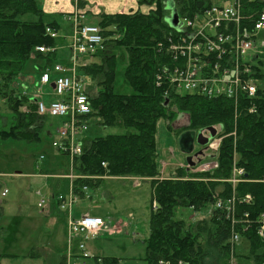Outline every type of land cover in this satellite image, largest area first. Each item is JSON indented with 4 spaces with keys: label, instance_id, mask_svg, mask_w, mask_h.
I'll return each mask as SVG.
<instances>
[{
    "label": "trees",
    "instance_id": "1",
    "mask_svg": "<svg viewBox=\"0 0 264 264\" xmlns=\"http://www.w3.org/2000/svg\"><path fill=\"white\" fill-rule=\"evenodd\" d=\"M167 1L139 0L140 5L148 6L147 11L138 8L100 15L98 24L106 38L104 48L81 68L84 76L92 80L86 86L92 111L85 120L90 124L97 118L101 126L121 131L95 137L75 156L78 178L74 180V190L84 193L83 186L93 188L96 180L105 175L149 179L153 209L146 240L147 264H159L162 259L180 260L183 264H230L231 255L237 264H264V237L259 235L264 215V87L259 86L257 111L242 110L235 118L234 106L228 99L181 94L158 86L157 72L171 64L169 53L160 44L173 32L165 20L170 13ZM174 2L183 18L202 11L211 0ZM45 15L38 0H0L1 139L41 138L45 117L37 114L35 100L24 93L25 80L21 84L20 79L26 78L23 71L31 58L45 57V67L52 64L51 54L55 51L37 53L36 46L56 45L57 38L48 36L45 29L51 25L59 31L61 25L54 18L47 21ZM120 61L125 63L123 75L131 89L128 93L116 91ZM256 74L263 81L260 65ZM181 115H188L181 132L219 128V167L203 174L178 168L175 175L160 178L158 122H172ZM75 141L78 142L76 138ZM234 168L243 169L236 182H232ZM218 201L221 207L216 205ZM208 204L213 209L195 223L187 224L176 217L180 207L200 211ZM234 235L240 238L241 250L236 248L238 243L231 241ZM30 257H36V253ZM103 261L119 262L114 257Z\"/></svg>",
    "mask_w": 264,
    "mask_h": 264
},
{
    "label": "rangeland",
    "instance_id": "2",
    "mask_svg": "<svg viewBox=\"0 0 264 264\" xmlns=\"http://www.w3.org/2000/svg\"><path fill=\"white\" fill-rule=\"evenodd\" d=\"M221 1L211 0L214 4L221 3ZM174 6L178 10L176 4ZM146 9L148 7L142 8V12L147 11ZM45 19L50 21L53 18L51 14H47ZM181 19L184 20V18ZM66 20L73 23V20ZM59 23L61 29L58 38L62 39L66 35L73 34L71 25L67 27L68 24L63 26V21ZM255 36L256 44L264 42V29H260ZM69 41L70 37L67 43ZM69 53L71 54V50L67 46L59 49L57 56H52V66L56 61L68 62ZM254 53L258 55L260 66L264 71V45L259 46ZM124 64L122 61L119 62L116 91L128 93L131 89L123 75ZM38 65H47L46 58L36 57L26 62L23 71L26 78L20 79L21 84L23 80L30 82L32 79H38L40 75ZM55 75L56 72L53 71L52 76L55 77ZM84 79L86 86L89 87L91 78L85 75ZM51 82L46 88L53 91ZM258 85L264 87V79ZM24 93L27 94L26 91ZM180 93L190 92L182 89ZM50 97L57 98L56 95L46 96L45 100H50ZM187 116L182 115L181 118L172 122L165 119H160L158 122L160 171L163 169L162 172L166 177L175 174L176 166L187 161L186 154L179 147L180 132L188 123ZM61 118L63 117L52 115L47 117L40 130L41 138L38 141L0 138V255L8 253L16 255L15 259L3 260V264H64L66 262L64 258L66 259L69 253L68 242L71 244L70 249L74 246L75 238H67L66 235L69 216L75 218L71 212L72 206L63 210V215L57 210L49 215L50 212H43L42 208L38 207V202L42 198L48 202L53 192L59 194L62 189L69 186L68 173L72 170L71 156L53 145L54 141L61 140V134L57 129L63 125V122L61 125ZM88 125L89 129L78 135L83 145L97 136L121 131L120 128L101 126L97 118H93ZM48 127L54 128L52 134L48 132ZM215 138L214 146L219 144L218 151L222 138L218 136ZM37 163L40 167H36ZM215 170L210 172L192 170V173H211ZM237 176L238 174L234 173L233 178L237 179ZM123 178L131 180L121 179V177H115L112 180L113 191L109 201L105 200L104 195L102 197L97 195L93 199L83 198L75 203V209L84 212L82 214L91 213L101 216L108 225L107 229L101 231L98 236L88 235L85 239L91 253V257L86 258L87 264H104L105 257L117 258L118 264H147L146 240L150 235V216L153 209L151 184L147 181L149 179L142 177ZM106 183L108 181H101V186L104 187ZM6 189L7 195L2 196V192ZM94 190L97 189L93 188L91 191ZM38 192H41V196ZM67 198L69 200L68 196ZM44 208H47V204ZM212 209L211 204L206 205L200 211L180 207L176 217L183 219L187 224L195 223L208 215ZM57 216L60 217L56 218ZM236 248L241 250L242 246L238 243ZM32 253H36V257L31 258ZM74 253L75 250L72 251L71 264H80L79 257L77 258Z\"/></svg>",
    "mask_w": 264,
    "mask_h": 264
},
{
    "label": "built area",
    "instance_id": "3",
    "mask_svg": "<svg viewBox=\"0 0 264 264\" xmlns=\"http://www.w3.org/2000/svg\"><path fill=\"white\" fill-rule=\"evenodd\" d=\"M85 14L80 9L67 16V19L73 20L69 64L57 62L47 66L36 83L38 92H41L53 80V91L58 98L47 103L32 96L39 116L64 118L63 125L58 129L61 140L54 141L53 145L70 154L72 168L75 156L83 151L82 145L75 138L88 130L85 117L92 111L81 68L88 65L86 57H92L104 48L106 40L99 25L83 22ZM183 18L177 28L166 36L165 42H160L162 49L165 46L171 57V64L157 72V85L178 92L184 89L211 99H228L234 106L235 118L242 110L256 112L260 78L256 74L254 61L258 55L254 51L264 42L256 44L255 35L264 29V0H222L218 4L211 2L202 11ZM45 33L52 38L59 37V31L51 25L46 26ZM55 49V46L46 44L36 46L37 53L49 54ZM53 71L56 72L55 77L52 76ZM214 141L210 143V149L213 150L211 159L193 167L194 172H210L219 167L216 155L219 144L214 146ZM234 173L241 175L243 169L234 168ZM69 176L72 179L76 177L73 170ZM232 181L236 182L237 179L232 178ZM247 199L251 197L247 196ZM59 200L60 208L66 210L71 208L76 199L71 196L68 200L60 196ZM44 203L42 199L39 206ZM216 205L221 207L222 203L218 201ZM68 220L70 238L79 233L97 236L108 227L102 217L95 215L87 214L80 218L70 215ZM259 235L264 237V215L261 216ZM231 241L238 243L240 238L234 235ZM79 249L80 264H87L86 258H90L91 253L83 242L79 244ZM233 258L231 255L230 264H237ZM159 264L183 262L160 260Z\"/></svg>",
    "mask_w": 264,
    "mask_h": 264
},
{
    "label": "crops",
    "instance_id": "4",
    "mask_svg": "<svg viewBox=\"0 0 264 264\" xmlns=\"http://www.w3.org/2000/svg\"><path fill=\"white\" fill-rule=\"evenodd\" d=\"M38 2H39L40 6L42 7V9L44 10L45 13L51 14L52 15V18L56 19L59 22L63 21V26L65 24H68L67 27H69V25H71V28H72V24L69 23L66 20L67 19L66 18V14L69 15V14L73 13L77 9H79V10L81 9V11H83V12L86 13L85 14V17L83 18V22L85 21L84 23L99 25L98 23H95V22H99L100 15L102 13H104V12L105 13L128 12V11L136 10L138 8H141V10H142V8L148 7L146 5H141L140 6V3H139L138 0H38ZM60 29H61V27H60ZM60 29H59V31H60ZM68 32H69V30H68ZM69 37H70V41L67 43V39H69ZM66 46L70 50V47H71V35H69V36L66 35V37L65 38H62V39L58 38L57 39V44L55 46V48H56L55 49V52L53 54H51V55L57 56V52L59 51V49L64 48ZM51 55H49V56H51ZM256 58L257 57L255 56V58H254L255 64L256 65H260V59L259 58L256 59ZM89 60L92 61L94 59L90 58ZM57 62H60V63H63V64H66L67 65V64H69L70 60L68 62L56 61L55 63H57ZM37 68L39 69L40 75H41V72L46 67H45V65H38ZM40 75H39L38 79H32L31 78L32 79L30 81L31 83L29 81L23 82V86H25V88H24L25 90L24 91H26L29 96H31V97L32 96H36L35 97L36 99L44 100L47 103L50 102V101H52V100H56L58 98V96H57V98L50 97V100H48V101L45 100V97L46 96L49 97V96H54L55 95L54 94V91H50L49 89L47 90L46 87L48 85L47 86H44L42 88L41 92H38L36 83L39 80ZM51 87L54 89L53 84H51ZM46 118H45V120H46ZM61 119H62V121H61V125H62L63 118H61ZM45 120H44V122H45ZM53 129L51 127H48V132L50 134H52ZM79 141L82 143L81 139ZM88 143H90V142H88ZM88 143H86V144H88ZM199 152H201V151H199ZM209 154H210V152L207 151V155L204 154L202 156V158L204 156H209ZM203 160H204V158H203ZM185 163H187V162H185ZM185 163H180L179 166H176L175 173L177 172V169L181 165H183V166L186 165ZM36 167H40V164L38 165V163H37L36 164ZM72 170H73L74 174L76 175V177L73 178V179L69 176L72 173ZM72 170H71L70 173H68V180H70L68 187L62 189L59 194L53 192V194L49 198L48 202H45L43 206H39V203L40 202H38V207H41L43 212H46L47 211V212H50L49 215H52L51 213L52 212H55L57 210L59 213H61V215H63V212L64 211L61 210V208L59 207V204H60L59 196H62L65 199L67 198V196L68 197H71V196L75 197L76 200L72 204V209H71L72 215L75 218H80L81 216L88 214V213L82 214L84 212L78 211L79 209H77V208L75 209V203L77 201H79V200H81L83 198L93 199V197H95L97 195L99 197H102L104 195L106 201H109L110 200V196L112 195V191H113V186L111 187V184H112V180L115 179V177H113V176H107V177L102 176L101 177L100 176V178H98V181L96 180L97 185L95 187H93L94 189H97V190H94L92 192L91 190L93 188L87 187V186H83V187H86V189L82 187L83 188L82 190H83L84 193H81L80 194V193H78V192H76L74 190V186H73L74 180L76 178H78V176L75 173V169L72 168ZM162 170H161L160 178L166 177V176H164ZM38 175H40V173ZM173 175H175V174H171V176H173ZM168 177L169 176H167L166 178H168ZM121 179H125L126 180V179H130V178H123V177H121ZM103 180L104 181L105 180L108 181V183H106L104 187L101 186V181H103ZM147 181L151 184V182L149 180H147ZM151 188H152V185H151ZM4 192H6V194H4ZM6 195H7V189L2 192V196H6ZM38 195L41 196V192H38ZM42 199H44V198H42ZM46 204H47V208H44ZM48 209H49V211H48ZM89 214L92 215L91 213H89ZM58 217H60V216H57L56 218H58ZM116 225H118V224H116ZM66 235H67V238H69L68 226H67ZM72 238H75V241L73 242L74 246H72L71 249H70L71 244L68 242L69 253H68L67 258L66 259L64 258V260L66 261L65 262L66 264H71V258L73 257V255H72V251L73 250H75V253H74L75 256L77 258L79 257V259H81V257H80L81 250L79 249V244L81 242L85 243L86 248H87V243L85 241V239L88 238V235L87 234H82V233L75 234ZM87 250L89 251L88 248H87ZM5 255H8V256H11V257H3L1 259V264H3V260H5L6 258H13V259H15V256H16L15 254H9V253L8 254H5ZM0 256H2V255H0Z\"/></svg>",
    "mask_w": 264,
    "mask_h": 264
},
{
    "label": "water",
    "instance_id": "5",
    "mask_svg": "<svg viewBox=\"0 0 264 264\" xmlns=\"http://www.w3.org/2000/svg\"><path fill=\"white\" fill-rule=\"evenodd\" d=\"M166 8L170 10V13L166 16L165 20L171 27L176 28L179 22V13L178 10L174 7V0H168L166 2ZM54 86V84H53ZM204 131H209V136L204 134ZM217 129L215 127H208L207 129L196 130H185L179 136V147L183 151V153L187 154V163L190 166H195L198 162L202 160V158H197L199 154L203 152H199V154L193 155V151L195 149V143L205 146L208 144L211 138L216 136ZM247 176V174H246Z\"/></svg>",
    "mask_w": 264,
    "mask_h": 264
},
{
    "label": "flooded vegetation",
    "instance_id": "6",
    "mask_svg": "<svg viewBox=\"0 0 264 264\" xmlns=\"http://www.w3.org/2000/svg\"><path fill=\"white\" fill-rule=\"evenodd\" d=\"M203 148H205V146H198L197 147V145H195V149H194V152L193 153H197V152H199L201 149L203 150Z\"/></svg>",
    "mask_w": 264,
    "mask_h": 264
}]
</instances>
